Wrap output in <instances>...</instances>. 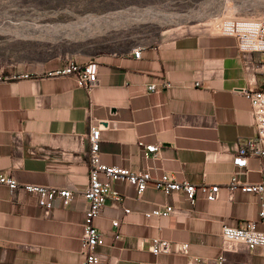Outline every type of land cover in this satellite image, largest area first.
<instances>
[{"label": "crops", "instance_id": "obj_1", "mask_svg": "<svg viewBox=\"0 0 264 264\" xmlns=\"http://www.w3.org/2000/svg\"><path fill=\"white\" fill-rule=\"evenodd\" d=\"M174 4L170 0L161 7ZM220 10L203 19L220 16ZM163 18L161 26L169 23ZM137 49L139 59L134 57ZM250 58L259 69L261 56ZM66 59L95 62L97 86L85 90L72 77L45 76L62 68ZM14 72L29 78L0 81V173L21 185L68 189L73 199L68 207L57 200L45 215L33 195L1 187L0 264H82L87 209L82 194L88 185L93 126L101 129L99 158L106 166L149 170L152 181L166 174L178 183L220 188L215 202L200 197L189 205L181 193L166 195L149 185L138 196L128 183L113 182L121 199L109 198L95 220L104 240L96 250L105 256L102 264H187L182 255H153L149 248L156 238L187 243L190 256L217 260L223 227L259 222V198L229 190L232 158L256 136L250 104L240 90L250 79L261 87L260 72L245 71L235 38L212 29L170 28L118 51L54 57ZM153 84L166 87L148 92ZM142 146L159 149L146 160ZM262 166L264 162L249 159L239 183L260 182ZM168 206L174 209L170 216L146 217ZM257 228L264 233L263 225ZM224 257V264H264V247L239 246Z\"/></svg>", "mask_w": 264, "mask_h": 264}, {"label": "built area", "instance_id": "obj_2", "mask_svg": "<svg viewBox=\"0 0 264 264\" xmlns=\"http://www.w3.org/2000/svg\"><path fill=\"white\" fill-rule=\"evenodd\" d=\"M222 36L233 37L237 41V49L244 59V69L247 74H255L258 70L261 74V87H258L254 79L249 80V85L240 90L251 107L252 119L256 129V136L246 140L244 145L237 148L232 165L234 172L231 177L229 190H239L245 194H253L259 198V222H247L241 227L233 228L225 226L221 232L222 256L217 260H204L190 256L189 244L171 243L162 239H153L150 244V252L159 254H178L187 258V264H224V254L235 251L239 246L248 250L264 247V233L257 228L258 223L264 226V179L258 183H239V177L244 175L248 166V160L253 158L264 162V13L255 18L224 17L220 18L215 28ZM252 54L261 56V65L256 69L251 60ZM134 57L140 58V50H134ZM47 77H72L76 85L85 90H91L98 84V69L95 62L79 63L73 59H66L65 65L53 72L45 74ZM28 74H18L0 64V81L28 79ZM166 87L153 84L147 87L148 92H157ZM101 129L97 126L90 128L88 141L90 146L88 165V185L83 192V198L87 203L84 215L83 235L81 240L82 264H102L105 256L96 252L103 246V235L95 227V220L99 217L105 203L109 198L115 202L120 201V196L112 190V183L123 181L134 187L136 194L141 196L146 188L151 185L164 194L181 193L189 205H194L198 198L203 197L207 202H215L218 199L220 188L218 186H194L188 182L178 183L171 177L163 174L157 181H152L149 170L132 172L116 166H106L99 158V141ZM144 159L158 151V146H142ZM262 168H264L262 166ZM6 187L10 192L22 189L33 195L38 207L48 215L54 203L59 200L63 207H68L73 199V193L68 189L48 188L36 185H21L13 177L0 173V188ZM174 209L170 206L158 208L146 214L147 218H165L170 216ZM118 222L112 226L117 228ZM118 239V236L115 237Z\"/></svg>", "mask_w": 264, "mask_h": 264}, {"label": "rangeland", "instance_id": "obj_3", "mask_svg": "<svg viewBox=\"0 0 264 264\" xmlns=\"http://www.w3.org/2000/svg\"><path fill=\"white\" fill-rule=\"evenodd\" d=\"M189 1L195 6L174 0L167 9L161 4L170 0H0V64L17 71L54 57L118 51L170 28L216 32L220 18L264 13V0ZM219 7L220 16L203 19ZM163 17L169 23L161 26Z\"/></svg>", "mask_w": 264, "mask_h": 264}]
</instances>
